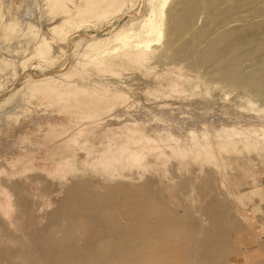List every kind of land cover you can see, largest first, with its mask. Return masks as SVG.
<instances>
[{"label":"rangeland","instance_id":"rangeland-1","mask_svg":"<svg viewBox=\"0 0 264 264\" xmlns=\"http://www.w3.org/2000/svg\"><path fill=\"white\" fill-rule=\"evenodd\" d=\"M0 66V264L74 219L84 244L132 194L224 231L209 264H264V0H0Z\"/></svg>","mask_w":264,"mask_h":264},{"label":"bare ground","instance_id":"bare-ground-1","mask_svg":"<svg viewBox=\"0 0 264 264\" xmlns=\"http://www.w3.org/2000/svg\"><path fill=\"white\" fill-rule=\"evenodd\" d=\"M22 4L25 6L26 2L25 4L24 2H22ZM23 5H21V7ZM48 13L53 14L54 10H50L48 11ZM177 130H178L177 131L178 134L176 133L174 135L175 136L174 138H179V139L182 138L181 135L182 136L186 135V137L187 136L193 137L194 135L204 133L201 127L194 125L193 123H189L184 126L179 125L177 126ZM232 130H234V128H230L229 130L228 128L226 130L225 129L219 130L218 135L226 134L227 132L230 131L232 134L233 132ZM21 141H23V138H21ZM15 144L16 142L14 143L12 142L11 144L12 147H14ZM222 144L224 145V143ZM118 189L123 190V187H119ZM133 196L134 195L132 194V199H136L133 206L124 205V203H119L118 205L120 206H117V209L114 207L112 208L109 207V205L110 206L112 205L110 204L109 200H106L105 202L106 206L103 207L108 211L106 212L104 211L105 213L102 214L101 216V219L103 221L102 229L100 231H96L93 229V232L87 234L88 238L85 240L84 244L82 245H73L72 243H70V231L72 230V228H74L76 225L79 224L78 223L79 220L75 221L74 219L72 221V224L69 226L71 228L67 229L64 235H61L62 238H58L54 240V243L60 247L58 251L46 252L45 253L46 257L43 258V261L41 263L40 262L39 263L40 264H182L183 263L182 261L185 260V257L193 253L191 257L192 259L196 258L198 260V264L200 263L209 264L211 260L215 258V256H213L212 258V255H216V252L217 253L219 252L218 251L219 248L221 251L223 250V255L222 256L219 255V256L223 258L225 254V259H226V254H227L226 251H224V249H221L219 245L217 246V244H219L218 241L225 237L224 231L222 232L218 231L217 234H215L212 237L206 235L207 237L204 238V240H202L199 243L198 240L199 239L201 240L202 238L193 239V236L191 234L180 233V229L184 226L187 227V225L179 218V216L176 215L174 211L167 212V210L165 209H161L160 212L158 211V208L161 205L159 204V202H162L161 198H157L154 196L148 197L145 195L144 196L142 195L138 198H135ZM209 205L210 207L216 206L213 202H211ZM83 217L81 216L82 220L85 218ZM120 218L124 220V222L120 223V225H122L123 228L120 229V231H117L116 229L113 228V226H115L116 223L120 222L119 221ZM205 222L209 224L211 223L214 224L217 221H215L213 216L210 217V215L207 217L206 221H200V222L198 221V223L196 221L197 226L199 224L200 225L206 224ZM196 223H195V227L193 225V228L196 229L195 230L196 232L198 230L197 234H200L199 230H201V228H204L206 225L205 226L203 225V227L199 225L200 226L199 229V226L196 228ZM207 233L209 234V232ZM195 236L197 235L195 234ZM91 245L94 246L92 247ZM85 251L86 252L89 251L93 255V259L88 261L86 259L87 257L85 255L86 254ZM224 262H226V260ZM224 262L223 264H225ZM216 263H218V259Z\"/></svg>","mask_w":264,"mask_h":264}]
</instances>
